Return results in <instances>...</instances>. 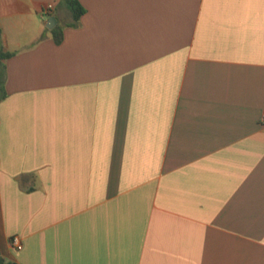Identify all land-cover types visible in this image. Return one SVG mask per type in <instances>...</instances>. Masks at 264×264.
Masks as SVG:
<instances>
[{
  "label": "crops",
  "instance_id": "1",
  "mask_svg": "<svg viewBox=\"0 0 264 264\" xmlns=\"http://www.w3.org/2000/svg\"><path fill=\"white\" fill-rule=\"evenodd\" d=\"M79 1L0 0L3 259L264 264V0Z\"/></svg>",
  "mask_w": 264,
  "mask_h": 264
},
{
  "label": "trees",
  "instance_id": "2",
  "mask_svg": "<svg viewBox=\"0 0 264 264\" xmlns=\"http://www.w3.org/2000/svg\"><path fill=\"white\" fill-rule=\"evenodd\" d=\"M71 9L74 17L75 24L79 22L80 18L86 13V9L82 6L79 0H65ZM2 29L0 27V102L5 99V74H6V61L13 55L12 53L6 52L2 45ZM54 40L57 44L63 42L64 35L62 28L56 27L53 30ZM0 264H19L16 262H6L0 253Z\"/></svg>",
  "mask_w": 264,
  "mask_h": 264
},
{
  "label": "built area",
  "instance_id": "3",
  "mask_svg": "<svg viewBox=\"0 0 264 264\" xmlns=\"http://www.w3.org/2000/svg\"><path fill=\"white\" fill-rule=\"evenodd\" d=\"M55 10V5L53 3H50L46 6L44 13H43V18H45L46 16L51 15V13ZM262 123L264 124V117L262 119ZM12 244L13 246L18 249V250H22L23 249V243L22 240L19 236H14L12 238Z\"/></svg>",
  "mask_w": 264,
  "mask_h": 264
},
{
  "label": "water",
  "instance_id": "4",
  "mask_svg": "<svg viewBox=\"0 0 264 264\" xmlns=\"http://www.w3.org/2000/svg\"><path fill=\"white\" fill-rule=\"evenodd\" d=\"M53 23H55V19L54 18H51L49 20V23H48L47 27L50 28V29L53 28V26H54Z\"/></svg>",
  "mask_w": 264,
  "mask_h": 264
}]
</instances>
